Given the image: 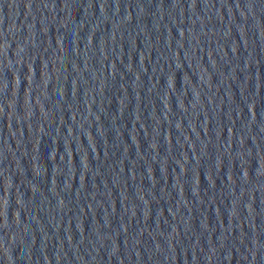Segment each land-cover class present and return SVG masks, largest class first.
Masks as SVG:
<instances>
[{"label": "water", "instance_id": "water-1", "mask_svg": "<svg viewBox=\"0 0 264 264\" xmlns=\"http://www.w3.org/2000/svg\"><path fill=\"white\" fill-rule=\"evenodd\" d=\"M0 264H264V0H0Z\"/></svg>", "mask_w": 264, "mask_h": 264}]
</instances>
